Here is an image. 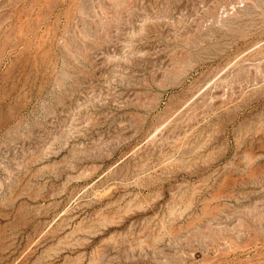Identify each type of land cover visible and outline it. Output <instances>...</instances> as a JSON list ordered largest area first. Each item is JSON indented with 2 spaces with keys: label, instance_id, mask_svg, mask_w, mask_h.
Returning <instances> with one entry per match:
<instances>
[{
  "label": "rangeland",
  "instance_id": "374dc122",
  "mask_svg": "<svg viewBox=\"0 0 264 264\" xmlns=\"http://www.w3.org/2000/svg\"><path fill=\"white\" fill-rule=\"evenodd\" d=\"M0 264H264V0H0Z\"/></svg>",
  "mask_w": 264,
  "mask_h": 264
}]
</instances>
